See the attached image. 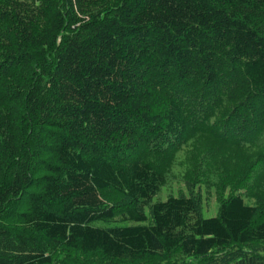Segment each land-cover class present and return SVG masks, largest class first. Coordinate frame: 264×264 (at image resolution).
<instances>
[{"label": "trees", "instance_id": "trees-1", "mask_svg": "<svg viewBox=\"0 0 264 264\" xmlns=\"http://www.w3.org/2000/svg\"><path fill=\"white\" fill-rule=\"evenodd\" d=\"M0 264H264V0H0Z\"/></svg>", "mask_w": 264, "mask_h": 264}, {"label": "rangeland", "instance_id": "rangeland-1", "mask_svg": "<svg viewBox=\"0 0 264 264\" xmlns=\"http://www.w3.org/2000/svg\"><path fill=\"white\" fill-rule=\"evenodd\" d=\"M172 172L168 175L166 183L155 194V196L152 197V201H155L157 199H165L168 193H172L174 195H177L178 192L180 191L185 194L189 193L187 184H185V182L182 179H176L177 177L173 178ZM195 189H198V187ZM200 194H201V199L203 203V214L205 216L214 214L215 213V193L214 191L210 190L207 192L205 191L204 188H201Z\"/></svg>", "mask_w": 264, "mask_h": 264}]
</instances>
